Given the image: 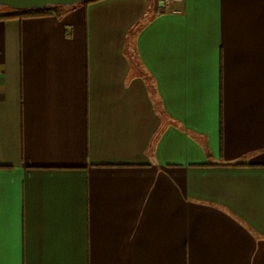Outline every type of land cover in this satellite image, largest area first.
Here are the masks:
<instances>
[{"label": "crops", "instance_id": "obj_1", "mask_svg": "<svg viewBox=\"0 0 264 264\" xmlns=\"http://www.w3.org/2000/svg\"><path fill=\"white\" fill-rule=\"evenodd\" d=\"M0 8V264H264V0Z\"/></svg>", "mask_w": 264, "mask_h": 264}, {"label": "water", "instance_id": "obj_2", "mask_svg": "<svg viewBox=\"0 0 264 264\" xmlns=\"http://www.w3.org/2000/svg\"><path fill=\"white\" fill-rule=\"evenodd\" d=\"M89 0H0V8L14 10H44L53 6L72 7ZM165 0H159V6H164Z\"/></svg>", "mask_w": 264, "mask_h": 264}, {"label": "trees", "instance_id": "obj_3", "mask_svg": "<svg viewBox=\"0 0 264 264\" xmlns=\"http://www.w3.org/2000/svg\"><path fill=\"white\" fill-rule=\"evenodd\" d=\"M70 8L71 7L53 6L44 10H20L19 13L9 14L8 16L32 17V16H44V15L55 14L58 17H62Z\"/></svg>", "mask_w": 264, "mask_h": 264}]
</instances>
